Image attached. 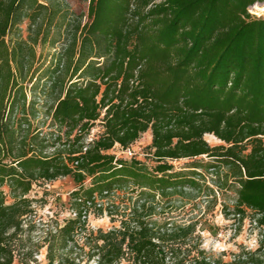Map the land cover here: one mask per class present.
<instances>
[{"label": "trees", "instance_id": "1", "mask_svg": "<svg viewBox=\"0 0 264 264\" xmlns=\"http://www.w3.org/2000/svg\"><path fill=\"white\" fill-rule=\"evenodd\" d=\"M259 2L98 0L89 22L66 23L67 45L42 86L43 133L29 120L25 83L38 78L36 44L62 11L0 0V264H14L34 183L66 176L78 185L75 215L45 233L47 264H264V15L249 12ZM36 102L28 104L34 117ZM97 123L101 131L87 140ZM148 129L152 166L109 151ZM207 133L224 143L209 144ZM203 155L212 181L237 185L235 213L244 219L250 210L260 229L258 247L230 260L201 246L196 222L165 216L159 198L195 189ZM181 158L192 159L190 170H175ZM126 190L133 194L115 200ZM90 211L119 224L87 229ZM28 251L19 264H34Z\"/></svg>", "mask_w": 264, "mask_h": 264}, {"label": "rangeland", "instance_id": "2", "mask_svg": "<svg viewBox=\"0 0 264 264\" xmlns=\"http://www.w3.org/2000/svg\"><path fill=\"white\" fill-rule=\"evenodd\" d=\"M43 3H48L53 6L61 8V13L52 23L46 43L36 44V65H39L38 78L34 80V84L30 81L25 83L27 93V103L29 120L32 128L39 127L43 133L50 129L49 118L45 117V105L43 101L42 86L49 80V71L57 58L56 54L61 52L67 45L68 31L66 27L67 22H77L82 25L89 22L93 16L94 6L98 0H40ZM251 6L249 9L252 15H264L262 8L264 2H259ZM260 7V8H259ZM63 13H66L63 18ZM21 33L26 37L29 32V25L27 19L20 23ZM15 35V34H14ZM37 101L33 108L38 112V117H34L30 111L29 102L33 98ZM20 113V112H19ZM19 115V114H18ZM32 129V131H33ZM102 125L97 123V126L91 130L87 140H91L101 131ZM31 131V132H32ZM216 136V135H215ZM205 139L211 145L223 144L217 136L213 138L211 135H205ZM150 137L148 134H143L140 139L135 141L132 148L136 151V156L149 166L155 162L153 160L152 150H150ZM51 149V148H49ZM52 150V149H51ZM111 153H121L119 145L109 150ZM197 161L206 165L211 161L208 156H198ZM192 159L181 158L172 161L175 170H190L188 165ZM209 166L199 168L201 176L195 175V181L198 182L196 188L189 185L180 187L173 194L163 196L160 199L165 201L166 212L165 216L172 217L177 222H196V238H199L201 246L210 252L222 254L225 260H230L233 253L240 251L242 247L255 249L258 247V240L260 236V229L253 222L255 214L247 210L244 219L235 213L234 206L236 200L235 188L236 184L229 182L227 185L218 186L213 180L212 174L214 171L208 169ZM189 172V171H188ZM204 178V181L202 180ZM89 179L85 184L89 185ZM33 190L29 193V197L33 200L32 208L34 212L29 215L25 221L24 231L20 233L19 240L14 243V250L16 251V259L14 264H19L20 259L26 256L28 250L35 252L34 264H47L46 246L44 244L45 233L49 229L54 228L57 223L63 224L67 218L72 216L70 193L78 185L70 176L61 177L50 183L37 181L34 183ZM206 186L210 187L207 188ZM6 192L9 193V187L5 186ZM211 189V190H210ZM215 190V191H214ZM130 190L118 191L119 195L115 200H126L128 195L133 194ZM129 192L127 195L126 193ZM215 192V193H214ZM8 201H11L8 199ZM163 218V217H161ZM119 224V221L113 222L111 217L107 215L106 211L97 212L92 211L88 215L87 229L96 230L98 228L109 229L112 226ZM82 242V238L79 237ZM90 264H94L91 262Z\"/></svg>", "mask_w": 264, "mask_h": 264}, {"label": "built area", "instance_id": "3", "mask_svg": "<svg viewBox=\"0 0 264 264\" xmlns=\"http://www.w3.org/2000/svg\"><path fill=\"white\" fill-rule=\"evenodd\" d=\"M116 145H119V144H116ZM115 145V146H116ZM132 145L133 144H131L130 146H128V147H126V148H123L121 145H119L120 146V148H121V153L119 154V153H117V152H115L118 156H125V157H127V158H130V157H132V156H136V151H135V149H133L132 148ZM89 204H91V202H89ZM101 204H103V202H99L98 203V206L99 205H101ZM90 212H92V211H90ZM89 212V213H90ZM72 214L73 215H75V212H72Z\"/></svg>", "mask_w": 264, "mask_h": 264}, {"label": "crops", "instance_id": "4", "mask_svg": "<svg viewBox=\"0 0 264 264\" xmlns=\"http://www.w3.org/2000/svg\"><path fill=\"white\" fill-rule=\"evenodd\" d=\"M144 134H148L150 137V141H152V134H151V129H148L147 131H145Z\"/></svg>", "mask_w": 264, "mask_h": 264}, {"label": "bare ground", "instance_id": "5", "mask_svg": "<svg viewBox=\"0 0 264 264\" xmlns=\"http://www.w3.org/2000/svg\"><path fill=\"white\" fill-rule=\"evenodd\" d=\"M257 4V3H256ZM256 6V5H255ZM260 8V7H259ZM262 10L264 11V7L262 8ZM207 135H211L213 138H217L213 133H207Z\"/></svg>", "mask_w": 264, "mask_h": 264}]
</instances>
